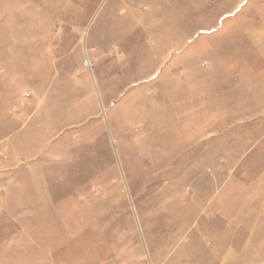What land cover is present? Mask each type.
Segmentation results:
<instances>
[{
  "label": "rangeland",
  "instance_id": "374dc122",
  "mask_svg": "<svg viewBox=\"0 0 264 264\" xmlns=\"http://www.w3.org/2000/svg\"><path fill=\"white\" fill-rule=\"evenodd\" d=\"M0 264H264V0H0Z\"/></svg>",
  "mask_w": 264,
  "mask_h": 264
},
{
  "label": "bare ground",
  "instance_id": "6f19581e",
  "mask_svg": "<svg viewBox=\"0 0 264 264\" xmlns=\"http://www.w3.org/2000/svg\"><path fill=\"white\" fill-rule=\"evenodd\" d=\"M89 66H90V64H89Z\"/></svg>",
  "mask_w": 264,
  "mask_h": 264
}]
</instances>
